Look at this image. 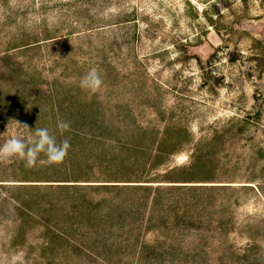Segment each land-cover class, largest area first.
<instances>
[{"label": "rangeland", "instance_id": "374dc122", "mask_svg": "<svg viewBox=\"0 0 264 264\" xmlns=\"http://www.w3.org/2000/svg\"><path fill=\"white\" fill-rule=\"evenodd\" d=\"M85 7L89 16H77ZM91 68L106 86L96 94L79 87ZM14 120L59 139L58 120L101 123L122 138L182 129L172 136L184 139L180 150L153 172L188 164L199 148L203 170L181 183L204 186L168 193L180 196V213L190 204L192 219L169 230L144 221L132 235L143 255L118 254L70 228L75 191L55 185L75 183L64 181L67 157L50 165L41 156L33 168L0 161V264H264V0H0V145Z\"/></svg>", "mask_w": 264, "mask_h": 264}, {"label": "trees", "instance_id": "16d2710c", "mask_svg": "<svg viewBox=\"0 0 264 264\" xmlns=\"http://www.w3.org/2000/svg\"><path fill=\"white\" fill-rule=\"evenodd\" d=\"M76 1L79 2V0ZM89 10L92 9L85 7V11L80 12V15L77 16L84 18L86 15L84 16L83 13L86 12L88 15ZM71 12L77 14L78 9ZM96 27L99 28L100 26L97 25ZM93 28L88 26L85 29L71 30L67 35L82 33ZM37 41L40 40L26 42L19 46L28 48L35 45ZM96 128H100L101 131L97 132ZM151 130L150 128L140 127L134 131L136 134L122 138L114 135L115 132H118L117 129L115 130L109 126L104 127L101 123L94 128H91L88 124L76 125L71 123V129L64 133L65 138H68L71 144L67 155L71 166L65 168L69 169L67 173L72 175L70 180L64 181H74L75 183H58L55 185L57 188L75 191L72 192L70 197V207L72 215L79 219L78 221L71 220L70 228L82 229L79 233L81 239L85 238L89 242L93 241L98 246L109 243L118 250V254H121L124 249H130L136 245L138 238L134 242L132 235L135 234L136 228L138 229L140 225L144 224V221L152 226L155 220H160V223H164L163 226L169 230L171 227H177L182 219H192L191 214L188 212L190 204L188 205L186 201V207L181 209L182 212L180 213L178 211L181 208L178 205L180 196L177 198L171 197L168 193L191 192L204 186L181 183L193 181L188 179L191 178L189 176L196 174L197 169L203 170L204 166H201L199 162L202 156L201 149L196 148L194 150L191 156L192 160L186 165L170 167L165 173L153 172L158 166L164 164L168 157L180 150L179 148L184 139H173L172 137L175 132L180 135L182 129L174 132H170V129L169 131L166 130V136L159 140L148 138L151 135ZM137 135L138 137H136ZM96 167L104 177H92V174L96 173L94 171ZM105 174L108 175L105 177ZM156 182L178 183L155 184ZM95 189L96 191L100 189L114 190L119 194H125L126 197L121 195L119 200H115L113 196H103L98 199L97 196L92 194ZM162 193H167L165 199H163L164 195ZM24 206L26 205L24 204ZM166 209L175 211L172 222L167 221L165 223L167 219ZM145 217L148 219H145ZM116 230L122 232L120 234L115 233ZM124 233L129 235H124ZM122 235L124 238H122ZM159 243V249L164 250V243ZM70 247H75V244L71 243ZM134 249H137V254L140 256L143 255V249L146 248L142 245ZM106 250H109V248Z\"/></svg>", "mask_w": 264, "mask_h": 264}, {"label": "clouds", "instance_id": "9594fccd", "mask_svg": "<svg viewBox=\"0 0 264 264\" xmlns=\"http://www.w3.org/2000/svg\"><path fill=\"white\" fill-rule=\"evenodd\" d=\"M81 90L96 94L105 88L104 81L96 68H91L79 81ZM16 134L11 135L6 142L0 145V161H9L18 158L24 162L26 168H33L37 165L41 156L46 158L50 165H59L64 162L71 147L68 138L59 139L58 135L51 132L47 127L32 128L16 120ZM57 132L59 136L71 129L70 121L58 120ZM24 130L31 135L24 136Z\"/></svg>", "mask_w": 264, "mask_h": 264}]
</instances>
